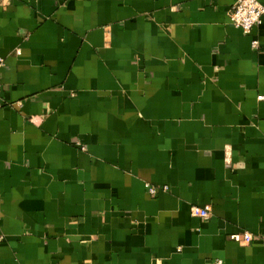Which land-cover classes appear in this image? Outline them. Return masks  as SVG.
I'll list each match as a JSON object with an SVG mask.
<instances>
[{
  "label": "crops",
  "instance_id": "obj_1",
  "mask_svg": "<svg viewBox=\"0 0 264 264\" xmlns=\"http://www.w3.org/2000/svg\"><path fill=\"white\" fill-rule=\"evenodd\" d=\"M235 1L0 0V264H264V17Z\"/></svg>",
  "mask_w": 264,
  "mask_h": 264
},
{
  "label": "built area",
  "instance_id": "obj_2",
  "mask_svg": "<svg viewBox=\"0 0 264 264\" xmlns=\"http://www.w3.org/2000/svg\"><path fill=\"white\" fill-rule=\"evenodd\" d=\"M264 17V5L259 0H236L232 6L230 13V20L233 26L242 30L245 35H251L253 31L262 24ZM252 46L255 49L260 47V42L254 40ZM4 66V61L0 60V69ZM85 150V148H83ZM149 194L155 196L160 190L153 186H147ZM168 188H164L167 191ZM211 208L206 206L204 208L193 206L191 214L193 217L208 220L211 218ZM256 239V236L249 232H242L231 236V240L246 246L251 244Z\"/></svg>",
  "mask_w": 264,
  "mask_h": 264
}]
</instances>
